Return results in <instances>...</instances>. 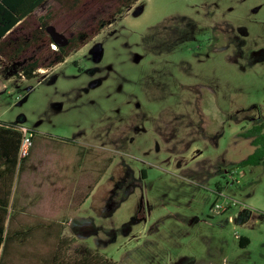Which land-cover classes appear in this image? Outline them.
<instances>
[{"label": "rangeland", "instance_id": "1", "mask_svg": "<svg viewBox=\"0 0 264 264\" xmlns=\"http://www.w3.org/2000/svg\"><path fill=\"white\" fill-rule=\"evenodd\" d=\"M106 1L57 28L89 30L84 24L116 3ZM9 69L0 122L90 144L76 148L80 167L97 178L96 211L87 202L74 212L68 236L78 255L264 264V161L238 164L254 151L242 133L264 121V0H134L54 67L31 78ZM123 179L134 184L107 209ZM243 210L250 215L239 222Z\"/></svg>", "mask_w": 264, "mask_h": 264}, {"label": "crops", "instance_id": "2", "mask_svg": "<svg viewBox=\"0 0 264 264\" xmlns=\"http://www.w3.org/2000/svg\"><path fill=\"white\" fill-rule=\"evenodd\" d=\"M92 1L95 0H41L31 14L33 26H41L39 19H42L46 26L53 25L62 32L57 21L74 16V12ZM96 1L101 4L105 0ZM108 2L110 5L113 1ZM43 5L45 9L36 14ZM113 5L109 11L116 3ZM96 19L97 15L84 27L94 25ZM72 25L63 27L79 26ZM4 131L0 130V204H6V230L0 264H73L80 255L72 246L74 238L68 237L73 234L74 212L87 202L96 211V174L89 166L82 169L76 159L79 144H90L34 128L28 154L23 157L17 154L14 165L7 167L5 151L9 149L6 150L4 139L9 145L16 142L10 132ZM83 225L84 222H79L77 226Z\"/></svg>", "mask_w": 264, "mask_h": 264}, {"label": "trees", "instance_id": "3", "mask_svg": "<svg viewBox=\"0 0 264 264\" xmlns=\"http://www.w3.org/2000/svg\"><path fill=\"white\" fill-rule=\"evenodd\" d=\"M20 1H24L23 3ZM41 0H0V77L10 73V67L17 78H31L35 76L40 67L51 68L62 62L71 52L79 49L82 45L100 31L106 24L112 22L118 14L131 5L134 0H116L115 7L109 11L107 16H98L95 24L90 26L89 30H77L72 28L60 29L68 38L65 46H59L56 50L49 47L51 43L50 36L46 33L47 23L39 19L41 26H33L32 11ZM78 2L80 0H77ZM22 34H26L24 36ZM43 47V49H41ZM41 49L37 55L36 49ZM43 50V52H42ZM27 51L32 54H25ZM27 55V56H26ZM9 70V71H8ZM8 127V128H4ZM14 123L0 122V130L10 132L15 138V145H10L4 139L7 158L5 165L13 166L16 162V155L20 146L22 132ZM32 134L33 130L29 129ZM243 136L251 139L254 151L238 164L255 165L264 161V121L253 124ZM14 141V140H13ZM3 144V145H4ZM13 148V150L11 149ZM13 153V154H10ZM127 177L131 178L130 169L125 167ZM145 171H141V177H144ZM134 182V181H133ZM6 204H0V249L4 245V234L6 230ZM249 243L246 237H239L240 246L244 247ZM73 264H113V262L103 259L99 255H92L87 250L80 253L75 258Z\"/></svg>", "mask_w": 264, "mask_h": 264}, {"label": "water", "instance_id": "4", "mask_svg": "<svg viewBox=\"0 0 264 264\" xmlns=\"http://www.w3.org/2000/svg\"><path fill=\"white\" fill-rule=\"evenodd\" d=\"M45 31L50 36L51 42L56 44L58 47L65 46L68 43L67 36L63 32L58 31L55 26L48 25L46 26ZM101 51L102 48L100 44H97L94 50L92 49L93 57L95 59H98L101 55ZM239 215H241L239 222H243L244 220L249 218L250 212L248 210H243L242 212L239 213Z\"/></svg>", "mask_w": 264, "mask_h": 264}, {"label": "built area", "instance_id": "5", "mask_svg": "<svg viewBox=\"0 0 264 264\" xmlns=\"http://www.w3.org/2000/svg\"><path fill=\"white\" fill-rule=\"evenodd\" d=\"M50 46L53 50H56L58 48V46L54 44L53 42L50 43ZM20 130L22 132V138L20 141L19 149H18V155L20 157H23L28 154L29 148L32 144L33 134L28 128H25V127H21ZM232 204H236V202L232 201ZM229 205H231L229 201L225 202V204L215 203L214 206H212V210L216 213H220L222 209H224L226 206H229Z\"/></svg>", "mask_w": 264, "mask_h": 264}, {"label": "flooded vegetation", "instance_id": "6", "mask_svg": "<svg viewBox=\"0 0 264 264\" xmlns=\"http://www.w3.org/2000/svg\"><path fill=\"white\" fill-rule=\"evenodd\" d=\"M132 184H134V182ZM132 184L127 182L126 179H123V180H120L114 183L111 189V195L109 198L107 209H110V205H112L113 203H118L117 201L118 196L121 197V196L126 195V192L129 189V186H131ZM125 229H126V226H125Z\"/></svg>", "mask_w": 264, "mask_h": 264}]
</instances>
